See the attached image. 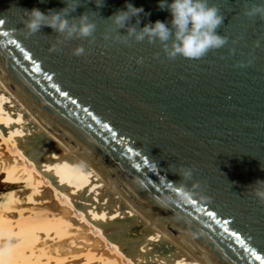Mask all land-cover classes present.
<instances>
[{"label": "water", "instance_id": "1", "mask_svg": "<svg viewBox=\"0 0 264 264\" xmlns=\"http://www.w3.org/2000/svg\"><path fill=\"white\" fill-rule=\"evenodd\" d=\"M125 2L77 0L70 15L88 13L95 29L57 45L63 36L48 26L27 34L26 9L47 13L63 0H0L1 74L204 264H264V202L255 196L264 180V19L244 14L261 0H209L228 42L200 59L169 58L147 37L113 39L171 20L158 0H127L144 13L119 29L108 18ZM185 167L191 180L179 175Z\"/></svg>", "mask_w": 264, "mask_h": 264}, {"label": "bare ground", "instance_id": "2", "mask_svg": "<svg viewBox=\"0 0 264 264\" xmlns=\"http://www.w3.org/2000/svg\"><path fill=\"white\" fill-rule=\"evenodd\" d=\"M9 172L15 187L0 196V264H204L0 72V177Z\"/></svg>", "mask_w": 264, "mask_h": 264}, {"label": "clouds", "instance_id": "3", "mask_svg": "<svg viewBox=\"0 0 264 264\" xmlns=\"http://www.w3.org/2000/svg\"><path fill=\"white\" fill-rule=\"evenodd\" d=\"M64 7L59 10L49 9L47 13L39 8L26 9L27 19L25 27L27 34L38 32L42 26L52 28L56 33L62 34L63 39L57 40V45L63 40H69L73 36L90 37L95 29V24L90 22L88 13L84 12L79 17H72L78 7L77 0H63ZM97 7L103 6L104 0H94ZM160 10L167 9L171 15L170 21L156 20L149 22L137 31L135 26L127 27V35H113V39H118L122 43L127 42V37L134 36L136 41H142L147 37L149 43L159 41L161 47L169 58L180 55L187 59H200L210 50L220 49L228 42V38L217 33V28L223 24L224 16L217 6L211 4L209 0H158ZM144 13L143 7H136L125 2L122 9L110 16L113 24L117 28H125L133 17L136 24L140 23V14ZM147 15V13H145ZM244 14L249 17H260L264 19V0L253 3L245 8ZM72 19L70 23L69 20ZM108 39V36L105 37ZM169 41H171L169 43ZM52 50H56L53 46ZM234 51V50H230ZM84 52L82 46L73 50L74 55H81ZM240 66H244L240 64ZM264 169V168H262ZM185 180H191L193 170L182 168L180 173ZM259 187L255 190V196L264 202V180L255 181ZM182 195L187 198L190 193L181 188Z\"/></svg>", "mask_w": 264, "mask_h": 264}, {"label": "rangeland", "instance_id": "4", "mask_svg": "<svg viewBox=\"0 0 264 264\" xmlns=\"http://www.w3.org/2000/svg\"><path fill=\"white\" fill-rule=\"evenodd\" d=\"M6 175H7V177H6ZM14 187H15V184H14V176H13V173L12 172L11 173L10 172L9 173H6L5 175H2L0 177V196L1 195L3 196L8 191L14 189Z\"/></svg>", "mask_w": 264, "mask_h": 264}, {"label": "snow or ice", "instance_id": "5", "mask_svg": "<svg viewBox=\"0 0 264 264\" xmlns=\"http://www.w3.org/2000/svg\"><path fill=\"white\" fill-rule=\"evenodd\" d=\"M0 23H3V22H2V21H0ZM5 34H6V33H5ZM256 258H257V259H261V257H260V256H257Z\"/></svg>", "mask_w": 264, "mask_h": 264}]
</instances>
